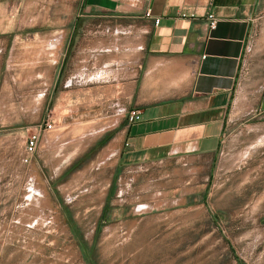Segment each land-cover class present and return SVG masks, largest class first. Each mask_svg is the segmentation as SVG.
Instances as JSON below:
<instances>
[{
	"label": "rangeland",
	"instance_id": "374dc122",
	"mask_svg": "<svg viewBox=\"0 0 264 264\" xmlns=\"http://www.w3.org/2000/svg\"><path fill=\"white\" fill-rule=\"evenodd\" d=\"M96 26L0 0V264H264V0L212 157L125 160L139 55Z\"/></svg>",
	"mask_w": 264,
	"mask_h": 264
},
{
	"label": "crops",
	"instance_id": "0c3cea01",
	"mask_svg": "<svg viewBox=\"0 0 264 264\" xmlns=\"http://www.w3.org/2000/svg\"><path fill=\"white\" fill-rule=\"evenodd\" d=\"M261 3L83 0L84 12L97 21L96 34L117 42L125 38L134 44L124 51L139 55L135 68L127 59L118 64L131 71L124 88L139 112L125 132L128 163L159 162L181 153L214 156L223 140L241 58ZM210 12L217 24L207 31L204 24ZM118 50L122 51L101 46L95 53ZM255 105L264 112V89L259 90Z\"/></svg>",
	"mask_w": 264,
	"mask_h": 264
},
{
	"label": "built area",
	"instance_id": "2783aa9c",
	"mask_svg": "<svg viewBox=\"0 0 264 264\" xmlns=\"http://www.w3.org/2000/svg\"><path fill=\"white\" fill-rule=\"evenodd\" d=\"M146 16H149L148 12L146 13ZM154 23L155 24L158 23V20L155 19ZM216 24H217V18L215 17V15L212 12L208 13L206 16L205 24H204L205 29L207 31H210L216 27ZM203 57L204 56H202V58ZM138 118H139V112L137 110H134V111H131L129 113L128 121H129V123H131V122L137 120Z\"/></svg>",
	"mask_w": 264,
	"mask_h": 264
},
{
	"label": "bare ground",
	"instance_id": "6f19581e",
	"mask_svg": "<svg viewBox=\"0 0 264 264\" xmlns=\"http://www.w3.org/2000/svg\"><path fill=\"white\" fill-rule=\"evenodd\" d=\"M29 194V193H28Z\"/></svg>",
	"mask_w": 264,
	"mask_h": 264
}]
</instances>
